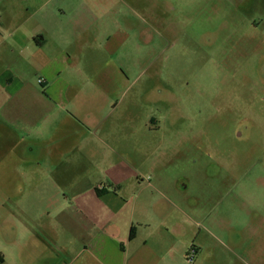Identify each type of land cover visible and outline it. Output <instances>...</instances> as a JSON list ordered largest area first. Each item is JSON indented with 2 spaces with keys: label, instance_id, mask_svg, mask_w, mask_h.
I'll return each instance as SVG.
<instances>
[{
  "label": "crops",
  "instance_id": "obj_1",
  "mask_svg": "<svg viewBox=\"0 0 264 264\" xmlns=\"http://www.w3.org/2000/svg\"><path fill=\"white\" fill-rule=\"evenodd\" d=\"M49 1L34 0L29 16L10 11L0 18V188L18 198L17 206L2 209L24 217L0 223V264H180L188 249L185 205L199 213L184 197L189 184L203 188L213 178L217 201L230 192L232 177L191 181L167 173L176 162L162 159L170 149L167 128L155 116L138 122L134 113L138 99L150 94L138 89L123 100L137 80L110 81L126 86L125 94L97 97L101 112L69 109L82 96L89 49L97 60L118 54L130 36L78 30L83 16L73 29V17L61 6L41 15ZM31 21L33 28L23 29ZM68 122L76 125L64 128ZM26 131L33 143L25 142ZM152 140L164 151L160 156L132 154ZM202 213L215 223L212 212ZM195 216L189 226L202 227Z\"/></svg>",
  "mask_w": 264,
  "mask_h": 264
},
{
  "label": "rangeland",
  "instance_id": "obj_2",
  "mask_svg": "<svg viewBox=\"0 0 264 264\" xmlns=\"http://www.w3.org/2000/svg\"><path fill=\"white\" fill-rule=\"evenodd\" d=\"M33 1L0 0V18L10 11L33 14L37 8ZM56 6L73 17V29L76 18L83 16L78 30L130 36L118 54H100L97 60L89 49L85 77L79 80L82 96L69 109L101 112L104 106L97 105V97L125 94L126 86L110 81L137 80L122 99L128 100L138 89L150 94L138 99L135 116L138 122L155 116L167 128L170 149H155V139L132 154L141 160L164 152V161H176L167 171L174 179L197 181L215 173L217 181L233 177L235 185L219 203L213 178L203 188L189 184L184 197L195 201L199 213L195 216L194 208L185 205L191 212L187 221L195 223L194 216L201 220L202 212L208 211L216 220L202 222L199 228L182 223L188 249L179 263L264 264V0H51L41 15ZM32 28L33 21L23 29ZM74 125L68 122L63 127ZM26 132L25 142L33 143L34 135ZM216 186L219 192L220 185ZM31 187L27 185L28 191ZM17 202L0 188V223L24 221L22 215L2 209ZM193 245L203 253L187 263Z\"/></svg>",
  "mask_w": 264,
  "mask_h": 264
},
{
  "label": "flooded vegetation",
  "instance_id": "obj_3",
  "mask_svg": "<svg viewBox=\"0 0 264 264\" xmlns=\"http://www.w3.org/2000/svg\"><path fill=\"white\" fill-rule=\"evenodd\" d=\"M209 169L212 170V166H211V168H209ZM216 175H217V174L215 173V175H214L215 178H217ZM231 177H232V176H231ZM232 178H233V177H232ZM233 185H235V182H234ZM244 188H245V186H244ZM249 188H250V187H249ZM249 188L247 187L248 190H249ZM252 188H253V190H255V187H254V186H253ZM247 192H248V191H247ZM253 192H255V191H253ZM248 193H249V192H248ZM248 196H249V197H252V198H255V197H253V196H254L253 193H249ZM221 201H222V199L218 198L217 202L219 203V202H221ZM210 219H212V217L206 215V216H202L201 221L205 223V222H208V220H210ZM211 222H212V221H211ZM212 223H213V222H212ZM193 246H195V248H196V256H198L199 253H201L200 247H197L196 245H193ZM195 258H196V257H195Z\"/></svg>",
  "mask_w": 264,
  "mask_h": 264
},
{
  "label": "built area",
  "instance_id": "obj_4",
  "mask_svg": "<svg viewBox=\"0 0 264 264\" xmlns=\"http://www.w3.org/2000/svg\"><path fill=\"white\" fill-rule=\"evenodd\" d=\"M38 81L41 84H44V82H45V80L43 78H40ZM195 257H196V248H195V246H192L191 249L187 253L186 261L188 263H191L192 261H194Z\"/></svg>",
  "mask_w": 264,
  "mask_h": 264
}]
</instances>
